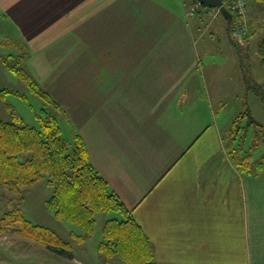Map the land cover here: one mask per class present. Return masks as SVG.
<instances>
[{"label": "crops", "instance_id": "0c3cea01", "mask_svg": "<svg viewBox=\"0 0 264 264\" xmlns=\"http://www.w3.org/2000/svg\"><path fill=\"white\" fill-rule=\"evenodd\" d=\"M176 8L0 0V62L24 56L132 211L154 264H264V170L245 175L231 162L222 63L209 87V43L192 38L201 39L202 19L192 25Z\"/></svg>", "mask_w": 264, "mask_h": 264}, {"label": "trees", "instance_id": "16d2710c", "mask_svg": "<svg viewBox=\"0 0 264 264\" xmlns=\"http://www.w3.org/2000/svg\"><path fill=\"white\" fill-rule=\"evenodd\" d=\"M227 1L223 0V4L232 14L234 25L240 18ZM249 1L264 4V0ZM209 10L197 4L193 15L201 17ZM187 17L191 18L188 14ZM233 25L229 30L230 38L235 42ZM249 36L248 31L245 38ZM260 55L264 62L263 49ZM1 61L41 101L65 115L60 104L26 71L23 55H8ZM262 103L264 107L263 96ZM42 112L39 128L28 126L14 112L10 121L0 120V186L19 195L22 188L46 179L52 188L46 207L53 211L57 220L79 228L80 234H71L77 245L91 236L99 214L114 213L115 217L106 219L103 224L97 245L99 258L105 262L117 259L124 264H154L148 237L133 218L132 211L124 206L91 162L83 138L70 126L71 138L64 139L57 118L44 109ZM226 133L227 150L234 167L245 175L261 173L264 170V125L252 115L247 105L233 119ZM248 137L249 148L244 150ZM256 149L260 155L253 159L252 151ZM8 230L60 257L74 259L70 243L62 241L52 230L27 220L20 209L8 211L0 218V231Z\"/></svg>", "mask_w": 264, "mask_h": 264}, {"label": "rangeland", "instance_id": "374dc122", "mask_svg": "<svg viewBox=\"0 0 264 264\" xmlns=\"http://www.w3.org/2000/svg\"><path fill=\"white\" fill-rule=\"evenodd\" d=\"M158 1L177 7L176 9L180 8L182 11H186V14L194 7L191 0ZM242 2L245 3V6L243 10L240 8L243 11L238 17L240 21L237 20L234 25L232 21L231 23L226 21L217 9L209 10L217 12L216 15L205 12V14H201V17L195 14L191 18H187L191 19L192 25L193 21L199 22L202 19L200 23L201 39L194 33L192 38L209 43L204 55L205 62L209 63L205 70L206 75H208L206 78L209 87H213L211 85L213 83L212 72L216 69L215 64L222 63L218 67L219 75L217 76L220 82L217 85L225 94L222 97L223 106L219 112L224 116V141L227 137V128L233 119L244 111L245 105L249 107L252 115L264 125L262 103V96L264 97V62L260 55L261 49L264 50V4L249 0H242ZM227 4L229 5V0ZM239 23L245 25L246 34L249 31L250 36L248 38H245L246 34L242 37H240L241 35L237 36ZM232 25L236 36L234 37L235 42L230 38V26ZM1 35L2 32L0 31V37ZM256 85L262 88L259 90ZM211 98L216 103L218 96L211 95ZM43 109L51 112L57 118L62 137L70 140L71 125L68 118L41 101L0 62V120L10 121L11 113L14 112L28 126L39 128V117H43ZM249 138L245 142L244 150L249 148ZM259 155L258 149L252 151L253 159H257ZM46 181L45 179L22 188L19 195L10 192L5 186H0V218L8 211L20 209L27 220L52 230L62 241L70 243L74 259L67 260L60 257L44 246L34 244L30 240L14 234L12 230H8L6 232L0 231V264H124L117 259L105 262L99 258L97 253L103 224L106 219L115 217V214H99L91 236L81 245H77L74 243L71 234H80L79 228L66 221L57 220L53 211L46 207V201L52 193V188L47 185Z\"/></svg>", "mask_w": 264, "mask_h": 264}, {"label": "built area", "instance_id": "2783aa9c", "mask_svg": "<svg viewBox=\"0 0 264 264\" xmlns=\"http://www.w3.org/2000/svg\"><path fill=\"white\" fill-rule=\"evenodd\" d=\"M229 5L231 6L233 12L235 13V15H237L238 17L242 14L245 6V3L242 2V0H229ZM196 5H194L193 8H191L190 11H188V16H192L194 14V10L196 9ZM241 8V10H240ZM238 27V34L237 36L241 35L240 37L244 36L246 34V27L245 25H243V23H239Z\"/></svg>", "mask_w": 264, "mask_h": 264}, {"label": "water", "instance_id": "95a60500", "mask_svg": "<svg viewBox=\"0 0 264 264\" xmlns=\"http://www.w3.org/2000/svg\"><path fill=\"white\" fill-rule=\"evenodd\" d=\"M199 5H204L210 9H218L221 15L228 21L231 22L232 14L224 6L223 0H194Z\"/></svg>", "mask_w": 264, "mask_h": 264}]
</instances>
